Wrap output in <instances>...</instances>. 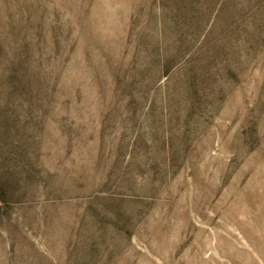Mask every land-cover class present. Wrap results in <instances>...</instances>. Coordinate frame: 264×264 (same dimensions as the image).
Segmentation results:
<instances>
[{
  "label": "rangeland",
  "instance_id": "obj_1",
  "mask_svg": "<svg viewBox=\"0 0 264 264\" xmlns=\"http://www.w3.org/2000/svg\"><path fill=\"white\" fill-rule=\"evenodd\" d=\"M0 264H264V0H0Z\"/></svg>",
  "mask_w": 264,
  "mask_h": 264
}]
</instances>
